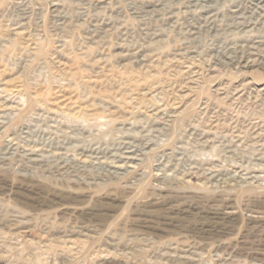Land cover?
Here are the masks:
<instances>
[{
	"label": "rangeland",
	"instance_id": "rangeland-1",
	"mask_svg": "<svg viewBox=\"0 0 264 264\" xmlns=\"http://www.w3.org/2000/svg\"><path fill=\"white\" fill-rule=\"evenodd\" d=\"M211 1L0 0V264H264V0Z\"/></svg>",
	"mask_w": 264,
	"mask_h": 264
},
{
	"label": "bare ground",
	"instance_id": "bare-ground-1",
	"mask_svg": "<svg viewBox=\"0 0 264 264\" xmlns=\"http://www.w3.org/2000/svg\"><path fill=\"white\" fill-rule=\"evenodd\" d=\"M135 1H138V2H140V3H142V4H149V3H153V2H155V1H157V2H159L160 0H135ZM172 2L173 1H177V2H181V1H187V2H191V1H193V0H171ZM194 1H196V2H198L199 3V1H202V2H204L205 4V7H210L212 4H211V0H194ZM234 1V0H233ZM196 2H195V5H196ZM238 3V2H237ZM259 62V61H258ZM247 63V65H255L256 64V60L255 59H253V60H250L249 62H246ZM260 64V63H259ZM264 88V87H263ZM263 88H261V90L263 89ZM219 89V88H218ZM223 90V89H222ZM259 91V90H258ZM260 131V130H259ZM261 134V133H260ZM259 137V136H258ZM260 138V137H259ZM127 149H128V147H127ZM35 149H28L27 150V154L31 157L32 155H34L35 154ZM126 152V156H122V158L120 157L118 160H114L113 162H108V161H106V160H101V158L99 159L98 157H95V159L94 160H89V159H85V158H83L82 156H79V157H76L75 158V160L78 162V163H81V164H84L85 162L87 163V162H93V163H100V164H106L108 167H111V168H113V169H116V170H118V169H120V168H122L123 166H124V164H125V162H129L130 160H131V156H130V153H129V151L128 150H126L125 151ZM96 156V155H95ZM134 156V155H133ZM38 158V157H37ZM37 158H33V160H35V161H40L39 159H37ZM77 166V165H76ZM125 168V167H124Z\"/></svg>",
	"mask_w": 264,
	"mask_h": 264
}]
</instances>
